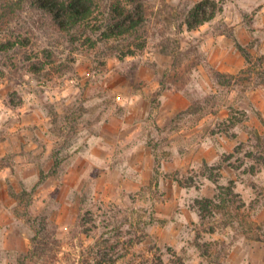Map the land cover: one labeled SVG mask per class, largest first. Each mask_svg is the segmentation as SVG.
I'll return each instance as SVG.
<instances>
[{
  "label": "rangeland",
  "instance_id": "374dc122",
  "mask_svg": "<svg viewBox=\"0 0 264 264\" xmlns=\"http://www.w3.org/2000/svg\"><path fill=\"white\" fill-rule=\"evenodd\" d=\"M201 1L152 0L148 44L125 59L27 15V50L49 49L56 65L32 73L1 59L0 264H264V243L213 233L195 209L216 192L204 164H221V183L234 181L264 223V167L250 173L245 145L224 163L249 142L245 126L264 135V0H216V18L190 31ZM168 38L175 55L163 53ZM215 72L239 84L219 86ZM195 102L203 110L177 117ZM65 140L70 161L51 175Z\"/></svg>",
  "mask_w": 264,
  "mask_h": 264
},
{
  "label": "trees",
  "instance_id": "16d2710c",
  "mask_svg": "<svg viewBox=\"0 0 264 264\" xmlns=\"http://www.w3.org/2000/svg\"><path fill=\"white\" fill-rule=\"evenodd\" d=\"M151 1L0 0V64L1 59L10 57L13 58L11 60L13 62L22 59L32 73L45 71L48 66L55 67L56 62L49 49L38 53L34 49L28 51L33 34L29 23V20L33 19L27 16L29 13L40 15L39 17L45 24H48V28L55 34L65 37L71 46L80 43L84 38L85 42L90 43L92 47L106 45L111 53H118L121 59L134 56L137 50L144 51L148 44V29L155 13L151 12ZM220 10L216 0H203L186 13L183 24L190 31L196 30L214 20ZM169 40L170 38L167 39L169 44L162 43L163 53L175 55V50H170ZM236 46L247 63L251 66L255 65L252 54L238 42ZM61 65L62 63L57 67L58 70L62 69ZM244 73L253 74V71L249 69ZM214 75L219 86L232 87L239 84L238 76L220 72H215ZM10 104L12 107H18L22 103L10 96ZM201 110H203L201 104L195 102L187 111L177 117L180 118L186 113L197 114ZM57 119V121H63L69 117L68 115L61 116L59 120V116H57ZM245 130L250 136L249 142L241 144L236 148L234 154L226 156L227 160L224 163L230 162L229 159L237 155L244 147L243 145L249 146L251 150L247 158L255 163L249 171L251 174H256L264 167V135L257 129L248 126H245ZM67 144L69 143L65 140L56 146L52 156L51 175L57 176L64 162L70 161L68 155L66 157L63 154V151L68 147ZM231 167L237 169L233 164ZM221 169V164L216 166L204 164L202 176L216 185V192L213 197L195 202V209L202 224L210 225L209 230L213 233L217 230L231 228L241 237L264 243V223H258L251 218L246 202L235 191L234 181L229 182L228 185L221 183ZM12 194L16 198L19 197L13 191ZM32 241L36 245L42 244L37 236H34ZM158 259L159 263L157 264H165L161 258ZM178 264L184 263L179 262Z\"/></svg>",
  "mask_w": 264,
  "mask_h": 264
}]
</instances>
